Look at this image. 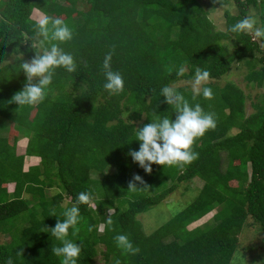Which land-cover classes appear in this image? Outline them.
<instances>
[{"label": "trees", "instance_id": "1", "mask_svg": "<svg viewBox=\"0 0 264 264\" xmlns=\"http://www.w3.org/2000/svg\"><path fill=\"white\" fill-rule=\"evenodd\" d=\"M219 4L238 9L225 11L226 30L217 29L200 0H0V124L14 125L0 137V234L10 238L0 243V264L9 258L61 264L51 251L61 246L51 229L72 206L79 207L80 220L67 238L82 248L77 264H94L100 244L104 264H231L246 226L264 233V92L248 114L239 85L214 82L236 61L247 67L248 84L264 87V38L259 43L229 31L251 9L264 26V0ZM45 17L73 29V39L60 46L74 56L77 70L56 69L45 100L19 107L11 102L26 84L19 64L41 51L36 26ZM109 52L112 70L125 81L124 90L111 95L103 88ZM197 68L210 73L212 81L203 86L212 89L211 99L177 85L193 80ZM164 86L214 114L216 126L194 142L196 160L182 167L153 164L146 173L129 152L139 149L137 128L159 117L176 119L161 96ZM14 131L26 139L20 155L10 141ZM27 156L36 160L25 169ZM135 174L143 183L129 190ZM196 178L202 186L195 199L146 232L140 215ZM11 183L13 191L5 186ZM47 188L59 192L48 196ZM80 193L90 195L88 203L77 205ZM212 211L213 221L189 228ZM118 234L139 252L123 253Z\"/></svg>", "mask_w": 264, "mask_h": 264}, {"label": "clouds", "instance_id": "2", "mask_svg": "<svg viewBox=\"0 0 264 264\" xmlns=\"http://www.w3.org/2000/svg\"><path fill=\"white\" fill-rule=\"evenodd\" d=\"M258 22L257 17L246 16L232 25L229 31L236 34H251L254 39L264 38V26L258 27ZM36 27L37 34L42 38L40 40L41 51H37L30 62L24 61L19 64L20 71L22 70L26 76V84L21 91L15 93L11 100L19 107L33 106L45 100L56 69L63 68L69 73L77 70L74 56L65 52L60 46L73 39V29L62 19L52 20L48 17L42 19ZM111 62L112 53L109 52L103 61L105 76L103 88L110 95L122 92L125 86L124 77L120 72L112 70ZM183 74L184 70L181 68L177 75L182 76ZM209 76V71L196 69L192 89L194 97L201 95L205 99L213 97L212 89L203 86ZM161 96L164 97L166 103L176 109L178 113L176 119L173 121L167 117H159L137 128L135 135L139 142V149L129 152L133 162L137 163L146 173L152 172L153 164L182 167L196 160L198 153L193 151L194 142L216 126L214 114L206 113L198 103L190 104L176 88L162 87ZM136 181L143 183L139 174H135L129 181V190L137 188ZM89 200L88 193H80L76 203L77 205L86 204ZM63 216L65 218L58 220L55 227L51 229V235L61 242V246L54 247L51 251L61 257V264H77L82 248L67 237L69 229H74L79 223V207L72 206L63 212ZM114 240L116 246L125 254L135 255L139 252V248L135 247L125 234L116 235ZM7 264H13L11 258L8 259ZM116 264H120L119 260Z\"/></svg>", "mask_w": 264, "mask_h": 264}, {"label": "rangeland", "instance_id": "3", "mask_svg": "<svg viewBox=\"0 0 264 264\" xmlns=\"http://www.w3.org/2000/svg\"><path fill=\"white\" fill-rule=\"evenodd\" d=\"M203 4L204 8L208 11L209 17L212 19L214 24L216 25L217 29L219 30H226V18H225V11L229 9L233 14L238 13V9L233 4L221 5L219 4L220 0H200ZM250 15L258 18V27L260 26V17L259 14L256 13L254 9L250 10ZM33 17H35L33 15ZM258 42L261 41L258 38ZM264 47V46H263ZM262 54L258 53V56ZM248 72L247 67L243 63L239 62H232L231 70L224 75L223 77L219 78L216 82L217 84L223 86L227 82H235L239 85L247 95V113L250 114L254 112L253 103L255 102L258 95L264 92L263 88H258L256 85L248 84L245 79V76ZM194 80V79H193ZM193 80L191 81H181L177 85L179 86H186L193 89ZM212 80H207L205 82H211ZM14 125H9L8 122L0 124V137H8L10 134V130L13 128ZM236 130L233 129L232 132ZM14 134L11 135L10 141L11 143H15L17 149V154H23L25 152V143L26 139H22V136H18V134L14 131ZM31 159H35V156H27L25 160L24 168L27 169L31 166L32 163ZM94 176V174H93ZM96 176V175H95ZM10 191H13V184H6ZM202 186V181L198 178L193 180L191 183H184L181 184L177 190L167 197V199L163 204L156 205L152 207L147 212H144L140 215V220L144 226L146 232L150 233L158 226L163 224L169 217L173 215L175 209L180 210L183 209L185 206L189 205L194 199L197 193ZM48 196H54L59 192L58 188H47L46 189ZM69 198H65L62 202V205L68 207L69 205ZM91 205L94 206L93 202ZM215 211L210 212L201 220L192 223L189 228L193 229L199 225L210 220L213 221V215ZM103 225L100 226V230H102ZM10 238L8 235H1L0 234V243H4L8 241ZM106 248L104 245H99V254L94 259V264H104L105 263V256L102 253ZM231 264H264V233L261 231L259 226L255 225H248L244 228L242 233L239 235V248L233 256Z\"/></svg>", "mask_w": 264, "mask_h": 264}, {"label": "crops", "instance_id": "4", "mask_svg": "<svg viewBox=\"0 0 264 264\" xmlns=\"http://www.w3.org/2000/svg\"><path fill=\"white\" fill-rule=\"evenodd\" d=\"M26 144V143H25ZM26 146V145H25ZM35 160H36V157H35ZM31 162H33V161H31Z\"/></svg>", "mask_w": 264, "mask_h": 264}]
</instances>
